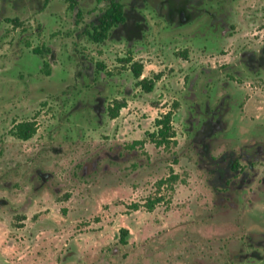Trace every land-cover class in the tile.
<instances>
[{
  "label": "rangeland",
  "instance_id": "obj_1",
  "mask_svg": "<svg viewBox=\"0 0 264 264\" xmlns=\"http://www.w3.org/2000/svg\"><path fill=\"white\" fill-rule=\"evenodd\" d=\"M257 1L240 2L239 12L252 11ZM147 17L152 25L148 47L133 57L143 65L144 78L161 77L156 79L155 91L146 97L138 96L139 88L122 96L121 87L108 95L109 100L126 102L117 119L107 120L105 129L93 119L91 124L81 117L76 120V113L62 119V108L52 99L24 113L6 111L12 104L25 106L24 97L40 96L36 85L25 95L23 78L0 76V125L4 123L0 128V264H195L198 259L206 264H244L237 251L248 233L254 237L249 238L247 250L264 251V192L254 209L243 214H230L216 205L205 170L197 167L192 148H187L184 105L180 102L191 67L231 63L237 44L264 42V21L231 45H224L220 54H200L189 43L186 57L175 59L163 55L157 42L162 23L149 13ZM193 23L190 29L200 28L197 20ZM9 27L0 38V67L14 48L26 44L32 49L43 39L29 32L21 36ZM122 48L121 43H115L110 49L89 45L87 50L94 61L115 71ZM21 57V52L16 53V59ZM34 70L35 64L24 60L16 68L23 76H31ZM239 85L246 103L234 117L247 119L248 123L240 124L248 127L239 130L242 141H250L253 125H264V73ZM72 90H68L70 95ZM75 94L73 99L78 96ZM73 102H67V109ZM166 113H171L176 144L156 147L148 135L157 130L155 120ZM24 120L33 121L37 131L29 140L20 141L10 131L14 123ZM135 141H141L142 146L129 150ZM224 147L214 149L213 154L218 155ZM98 154L116 157V162L100 161L92 172ZM255 164L263 186L264 161ZM105 165L114 171L103 172ZM36 168L52 176L49 183L39 185L37 181L36 186L32 178ZM170 175H176L177 180L158 188L157 183ZM252 188L254 191V185ZM153 198L161 200L149 212L145 203ZM122 228L128 231L125 245L119 242ZM229 250L234 253L230 262Z\"/></svg>",
  "mask_w": 264,
  "mask_h": 264
},
{
  "label": "flooded vegetation",
  "instance_id": "obj_2",
  "mask_svg": "<svg viewBox=\"0 0 264 264\" xmlns=\"http://www.w3.org/2000/svg\"><path fill=\"white\" fill-rule=\"evenodd\" d=\"M242 1L245 0H0V37L8 32V23L20 22V27L14 29L11 24L9 28L20 35L29 32L36 38H43L42 42L36 41L32 49L26 44L14 48L13 54L0 67V76L14 75L26 81L25 95H29L32 85H36V93L40 96L37 99L24 97L27 100L24 107L12 104L6 111H29L52 99L62 108V119L76 113V120L81 117L91 124L93 119L105 129L106 111L112 102L108 95L121 87L122 96H130L138 88H135L131 72L124 70L128 64L118 61V69L112 71L102 63L104 68L99 69L97 62L88 55L89 45L106 50L121 43L123 54L119 59L128 58L132 53L131 62H135L133 55L148 47L147 39L152 32L149 13L162 23L156 38L163 55L175 58L179 45L184 50L189 43L200 54L224 51L225 46L231 45L244 32L258 28L264 21V0H258L252 11L239 12L237 6ZM196 20L203 30L189 28ZM94 37H102V43L95 44ZM19 52L21 60L15 58ZM61 59H64L63 63ZM23 60L35 64L31 76L17 74L16 68L19 69ZM191 68L189 74L193 77L187 80V93L183 95L189 97L182 120L191 133L187 148H192L197 167L205 170L216 205L224 212L243 214L254 209L256 200L264 192L254 165L264 161V125L255 123L250 131V141H242L239 128L248 127L244 126L248 121L244 117H234L242 112V108H238L236 91L243 92L239 85L241 81L264 73V42L237 44L231 63ZM67 81L72 85L66 84ZM209 82L214 84L208 85ZM0 87V93H3V85ZM72 88L71 95L73 92L78 95L74 99L68 91ZM42 94L51 97L44 98ZM70 99L74 102L67 109ZM3 127L4 123L0 125L1 129ZM223 146L218 155L213 154L214 149ZM115 158L98 154L90 171H96L100 161L113 159L111 161L116 162ZM102 171L114 169L105 165ZM32 178L37 186V181L39 185H45L52 176L36 168ZM250 237L253 239L254 235ZM228 253L227 261L230 262L232 254L230 250ZM195 264L206 263L198 259Z\"/></svg>",
  "mask_w": 264,
  "mask_h": 264
},
{
  "label": "trees",
  "instance_id": "obj_3",
  "mask_svg": "<svg viewBox=\"0 0 264 264\" xmlns=\"http://www.w3.org/2000/svg\"><path fill=\"white\" fill-rule=\"evenodd\" d=\"M122 17L123 16H122V12H121V20H123ZM10 24H13L14 29L21 26L20 22L19 23L14 22V23H10ZM28 36H30V35H28ZM0 38H2V37H0ZM19 38H20V36H19ZM92 40L95 44H101L102 43L101 41L103 40V38L102 37H94ZM187 52L189 53L188 49H184V50H182V52L175 54L174 55L175 59H176V57L177 58L178 57L179 58H185ZM221 52H222V50L217 52V53L220 54ZM129 54L130 55L128 58L118 59V61H121L125 64H128V67L125 68L124 70H129L131 72V74H132V76L136 82L135 88L140 89L138 96H140V98H141V96L146 97L147 95H150L155 91L156 79H159L161 76L157 75L154 78H141V76L143 74V65L137 61L131 62L132 61V57H131L132 53H129ZM97 67L99 69H103L104 65L102 63L97 62ZM189 77L192 78L193 76L192 75L190 76V74L187 73L186 78H185L186 82L189 79ZM212 83L214 84V82H209L208 85H211ZM223 89H225V88H223ZM185 93H187V92H185V89L180 93V95H181L180 96L181 97L180 102H182V104L184 105L183 108H185L186 103H187L186 100H187V98H189V97L183 96ZM236 94L239 96V97H237L238 98L237 100L240 103V105L238 107L240 110L242 108L244 102H245V97H244V93L241 90H237ZM126 96H129V95H126ZM125 102L126 101L119 100L117 98L112 100V102L110 103V105L107 108L105 120L111 121V120L117 119L119 112L121 111L122 108L125 107ZM177 104H178L177 105V109H178L179 103H177ZM171 121H172L171 113H166L165 115H163L159 119L155 120L154 125L156 126L157 130L155 132L149 134L148 137L151 139L152 143L156 147H168L170 144H173V145L176 144L175 141H173V139L175 137H174V133H173L172 128H171ZM35 125L36 124L33 121H25L24 120L21 122H17V123L13 124V127H12L10 133L17 140L27 141L36 134L37 128L35 127ZM184 127H185L184 131L187 134L186 143H187V147H189V141L191 139V136H190L191 133L188 131L186 124ZM256 127L262 128V127H260V125H256ZM68 131H69V128H68ZM81 134H82V130L80 129L79 136H81ZM142 144L143 143L141 141H135L128 146V149L133 150L137 146H142ZM58 153H61L60 150L58 151ZM254 165L256 166V164H254ZM251 167L253 168V166H251ZM255 170L260 175L261 171L257 168ZM177 178L178 177L176 175H170L168 178H166L164 180H160L157 183V186H158V188H160L161 186H163L166 183L176 181ZM263 179H264V175H263ZM160 200H161L160 198H153L151 201L147 200L145 203L146 209L149 212L152 211L155 204L159 203ZM0 202H2V200ZM134 208L136 209L137 206H134ZM127 233H128V231L124 228L119 230V235H120L119 242L122 245L126 244L125 243V237H126ZM253 234L254 233H248L245 237V240L240 241L238 251H237V257L238 258L241 257V259H239V261H241L244 264H264V251L262 253H259L258 251L249 252L247 250L246 245L249 243V238H251L250 235H253ZM255 252H257V253H255ZM68 253H69V251H68ZM230 253L232 254V256H234V253L232 250H230Z\"/></svg>",
  "mask_w": 264,
  "mask_h": 264
},
{
  "label": "crops",
  "instance_id": "obj_4",
  "mask_svg": "<svg viewBox=\"0 0 264 264\" xmlns=\"http://www.w3.org/2000/svg\"><path fill=\"white\" fill-rule=\"evenodd\" d=\"M246 103V102H245Z\"/></svg>",
  "mask_w": 264,
  "mask_h": 264
},
{
  "label": "water",
  "instance_id": "obj_5",
  "mask_svg": "<svg viewBox=\"0 0 264 264\" xmlns=\"http://www.w3.org/2000/svg\"><path fill=\"white\" fill-rule=\"evenodd\" d=\"M48 175V174H47Z\"/></svg>",
  "mask_w": 264,
  "mask_h": 264
}]
</instances>
